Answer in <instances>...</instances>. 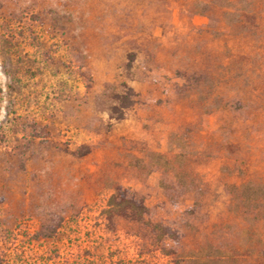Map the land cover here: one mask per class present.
I'll return each instance as SVG.
<instances>
[{
	"label": "rangeland",
	"instance_id": "rangeland-1",
	"mask_svg": "<svg viewBox=\"0 0 264 264\" xmlns=\"http://www.w3.org/2000/svg\"><path fill=\"white\" fill-rule=\"evenodd\" d=\"M0 264H264V0H0Z\"/></svg>",
	"mask_w": 264,
	"mask_h": 264
},
{
	"label": "trees",
	"instance_id": "trees-1",
	"mask_svg": "<svg viewBox=\"0 0 264 264\" xmlns=\"http://www.w3.org/2000/svg\"><path fill=\"white\" fill-rule=\"evenodd\" d=\"M162 187L165 195L169 197L164 182ZM101 214L108 230L113 232L128 230L136 238L138 245L149 250L159 249L167 253L165 241L167 239L177 241L181 236L176 220L163 221L144 204L142 194L121 184L113 187L106 198L105 206L101 209ZM124 223H127L130 229L126 228Z\"/></svg>",
	"mask_w": 264,
	"mask_h": 264
}]
</instances>
